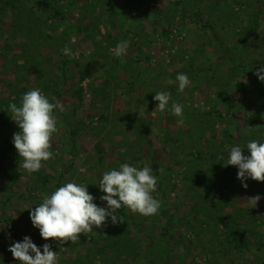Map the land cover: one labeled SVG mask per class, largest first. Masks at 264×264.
Segmentation results:
<instances>
[{"label":"rangeland","instance_id":"obj_1","mask_svg":"<svg viewBox=\"0 0 264 264\" xmlns=\"http://www.w3.org/2000/svg\"><path fill=\"white\" fill-rule=\"evenodd\" d=\"M38 1L0 0V264H15L7 248L25 236L49 243L58 264H264V181L242 187L224 158L226 146L248 155L247 142L264 141V82L254 74L264 65V0H190L195 14L176 0H148L146 12L141 0H48L55 19ZM204 25L223 40L225 56ZM122 40L127 53L115 57L109 50ZM65 45L71 56L60 52ZM181 72L190 84L178 92L167 80ZM32 88L66 110L55 113L52 158L30 174L8 147L19 131L8 105ZM159 91L183 105L182 118L155 109ZM122 163H147L161 202L150 217L123 208L143 230L126 223L131 253L102 249L99 228L63 245L40 238L29 210L42 194L71 181L104 206L98 181ZM29 193L34 202L25 201ZM235 234L263 247L235 252ZM153 246L163 262H152Z\"/></svg>","mask_w":264,"mask_h":264},{"label":"clouds","instance_id":"obj_2","mask_svg":"<svg viewBox=\"0 0 264 264\" xmlns=\"http://www.w3.org/2000/svg\"><path fill=\"white\" fill-rule=\"evenodd\" d=\"M128 47L129 42L122 40L109 51L115 57H123ZM60 52L66 56L73 54L68 45ZM254 74L264 82V65H260ZM167 83L175 85L178 92H183L190 80L186 73L181 72L176 74L175 80L169 79ZM153 100L158 102L155 109L161 112L170 109L173 115L182 118L183 105L172 101L170 92H156ZM8 108L12 113L11 119L19 129L12 136L14 149L22 158L19 167L30 174L35 173L41 169L42 161L53 156L51 138L58 131L55 113L64 112L65 106L58 100L50 102L39 88H32L22 94L19 105L10 103ZM226 147L225 166L236 167V178L242 187L247 188L248 180L264 181V141L254 139L247 142L248 155L242 154L245 148L239 144ZM157 180L147 163L142 166L122 163L118 168L103 172L98 181V188L103 193L99 200L104 202V206L94 202L87 187L70 181L50 194H42V202L29 210V219L43 241L52 238L53 243L60 245L75 242L79 234L100 228L106 220L112 224L122 221L117 214V210L122 208L144 217L157 214L161 202L152 195ZM260 199V195L247 198L250 208L255 207ZM7 251L16 264H58L57 252L51 249L49 243L37 246L28 236L13 242Z\"/></svg>","mask_w":264,"mask_h":264},{"label":"trees","instance_id":"obj_3","mask_svg":"<svg viewBox=\"0 0 264 264\" xmlns=\"http://www.w3.org/2000/svg\"><path fill=\"white\" fill-rule=\"evenodd\" d=\"M148 0H141L139 1V5L141 8L144 9V11H147V7H148ZM183 4L185 5L191 12L192 14H195V6L193 4L192 1L190 0H176L175 4ZM37 6H39L38 8L43 12V13H49L48 18L51 19H55L57 18L60 13L57 12L48 2V0H39L36 4ZM20 19V15H18V17L16 18V20L18 21ZM22 25V24H19ZM204 27H206V29L209 31V33L213 36V38L218 42V44L220 45V49L222 52V55L225 56V45L223 43V40L220 39L217 35V33L214 31V29L212 27H210L209 25H204ZM26 28V26H25ZM223 56V57H224ZM62 64H64V62H62ZM130 90L132 91L134 89L133 84H131L129 86ZM15 133V132H14ZM12 136L13 133L10 136V143H9V148L13 147L12 144ZM221 156H225V153H222ZM101 160L99 161V164H101ZM62 174L59 175L58 179L56 180V184L58 185L60 182V178H61ZM10 181V180H9ZM12 184V182H10V185ZM28 202H34L35 198L34 196H32L30 193L26 194L24 197ZM37 202H41L42 199H38L36 200ZM117 214L118 217L122 220L117 222L116 224H112L109 220H106L105 224L102 225L99 229L103 232L104 234V242L102 243L101 248H113V250L116 252V256L117 257H122L126 254H128L129 252L131 253V251H133L135 248L134 246H136V242H133L130 238H128V233L127 230L124 229V227L126 226V223L128 221L133 222V225L136 228V232L141 233L143 232V230H141L139 228V225H137L136 223H134V220H131L128 215H126L124 213L123 208L120 210H117ZM4 211L1 212L0 214V218L4 217ZM170 224V219H168L167 221V225L165 226L163 235L167 234V230H168V225ZM108 240V241H107ZM98 242V241H97ZM228 245L229 247L234 250L235 252H239V251H243L245 250V248H250V246H255L257 248H262L263 246L257 243H252L250 241H248L244 236H242L241 234H235L233 237H231L228 241ZM154 247V254H156L155 259H153V263L157 262V260H159L160 262H163L161 259V255L164 257V253H163V249L161 247ZM16 264V262H15ZM163 264H167L165 262H163Z\"/></svg>","mask_w":264,"mask_h":264}]
</instances>
